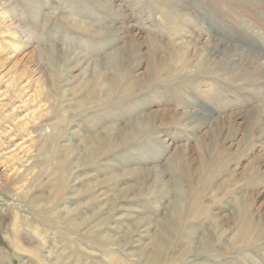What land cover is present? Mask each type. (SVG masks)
I'll return each mask as SVG.
<instances>
[{
    "label": "rangeland",
    "instance_id": "rangeland-1",
    "mask_svg": "<svg viewBox=\"0 0 264 264\" xmlns=\"http://www.w3.org/2000/svg\"><path fill=\"white\" fill-rule=\"evenodd\" d=\"M0 264H264V0H0Z\"/></svg>",
    "mask_w": 264,
    "mask_h": 264
},
{
    "label": "bare ground",
    "instance_id": "bare-ground-1",
    "mask_svg": "<svg viewBox=\"0 0 264 264\" xmlns=\"http://www.w3.org/2000/svg\"><path fill=\"white\" fill-rule=\"evenodd\" d=\"M134 77H135V76H134ZM98 79H99V78H98ZM99 129H100V128H99ZM127 129H128V128H125L124 131H122L121 129H119V130L117 129V132H120V134H122V135H124V136L126 137V138H125L126 141H129L130 138H128L127 135H129L130 131L127 130ZM130 130H131V129H130ZM131 131H132V130H131ZM113 133H114V132H113ZM134 133H135V132H134ZM99 135H100V134H99ZM115 136H116V134H115ZM123 142H124V141H123ZM122 144H123V143H122ZM156 171H157V170H156ZM159 171H160V170H159ZM154 173H155V172H154ZM159 174H160V173H159ZM159 174H158V175H159ZM149 175H150V174H149ZM155 175H156V174H155ZM159 177H160V176H159ZM155 178H156V177H155ZM157 178H158V177H157ZM158 181H159V180H158ZM158 181H157V182H158ZM157 182H156V183H157ZM161 194H162V193H161ZM240 221H241V220H240ZM242 222H244V221H242ZM242 228H243V227H241V229H242ZM239 232H240V231H239ZM239 236H240V235H239ZM185 237H186V236H185ZM194 237H195V236H194Z\"/></svg>",
    "mask_w": 264,
    "mask_h": 264
}]
</instances>
